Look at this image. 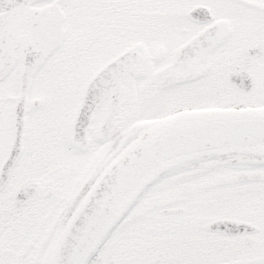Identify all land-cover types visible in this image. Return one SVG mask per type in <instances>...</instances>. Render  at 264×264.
<instances>
[{
    "label": "snow or ice",
    "instance_id": "6c2138e0",
    "mask_svg": "<svg viewBox=\"0 0 264 264\" xmlns=\"http://www.w3.org/2000/svg\"><path fill=\"white\" fill-rule=\"evenodd\" d=\"M0 264H264V0H0Z\"/></svg>",
    "mask_w": 264,
    "mask_h": 264
}]
</instances>
